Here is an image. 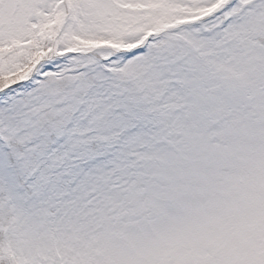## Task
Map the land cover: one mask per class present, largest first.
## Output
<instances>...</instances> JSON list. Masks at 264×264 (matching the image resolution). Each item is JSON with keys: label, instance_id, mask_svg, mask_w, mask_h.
Listing matches in <instances>:
<instances>
[{"label": "snow or ice", "instance_id": "obj_1", "mask_svg": "<svg viewBox=\"0 0 264 264\" xmlns=\"http://www.w3.org/2000/svg\"><path fill=\"white\" fill-rule=\"evenodd\" d=\"M0 264H264V0H0Z\"/></svg>", "mask_w": 264, "mask_h": 264}]
</instances>
